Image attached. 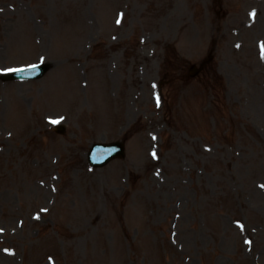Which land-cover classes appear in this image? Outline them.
Masks as SVG:
<instances>
[{
    "label": "rangeland",
    "instance_id": "374dc122",
    "mask_svg": "<svg viewBox=\"0 0 264 264\" xmlns=\"http://www.w3.org/2000/svg\"><path fill=\"white\" fill-rule=\"evenodd\" d=\"M210 52L224 91L143 85L137 121L110 104L107 72L125 91ZM42 61L0 79V264H264V0H0V75ZM123 136L126 160L89 168Z\"/></svg>",
    "mask_w": 264,
    "mask_h": 264
},
{
    "label": "snow or ice",
    "instance_id": "6c2138e0",
    "mask_svg": "<svg viewBox=\"0 0 264 264\" xmlns=\"http://www.w3.org/2000/svg\"><path fill=\"white\" fill-rule=\"evenodd\" d=\"M252 15L254 16L255 13H252ZM119 22L120 21L118 20L117 23H119ZM31 67L32 68H36L38 66L37 65H32ZM7 71H9V72H20V71H24V69H8ZM157 104H159V97L158 96H157ZM50 122L53 123V124H57V123H59V120H52ZM153 156H155V153H153ZM262 187H264V185H262ZM0 231H2V229H0ZM246 243H249L250 244L251 241H246ZM5 251H7V250H5Z\"/></svg>",
    "mask_w": 264,
    "mask_h": 264
}]
</instances>
